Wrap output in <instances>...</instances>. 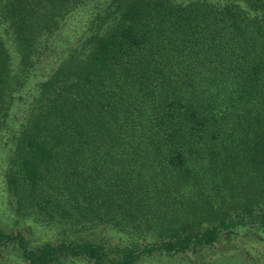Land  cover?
Masks as SVG:
<instances>
[{
	"label": "trees",
	"instance_id": "trees-1",
	"mask_svg": "<svg viewBox=\"0 0 264 264\" xmlns=\"http://www.w3.org/2000/svg\"><path fill=\"white\" fill-rule=\"evenodd\" d=\"M85 2L0 0L5 184L63 226L35 246L0 231V248L29 264H214L189 254L264 235V0H102L66 42ZM86 223L119 241L67 234Z\"/></svg>",
	"mask_w": 264,
	"mask_h": 264
},
{
	"label": "rangeland",
	"instance_id": "rangeland-1",
	"mask_svg": "<svg viewBox=\"0 0 264 264\" xmlns=\"http://www.w3.org/2000/svg\"><path fill=\"white\" fill-rule=\"evenodd\" d=\"M186 2L188 0H175ZM84 7L78 14L69 20L70 28L64 30L61 37L66 42H70L75 35L82 32L86 27L85 24L92 17L91 10L97 9L102 4V0H86ZM61 43H65L60 41ZM54 52L47 51L42 60L35 64L29 74L28 81L23 87L25 99L31 101L32 92L40 80L49 75L53 66L50 59L53 58ZM56 55V53H55ZM28 85L30 88H28ZM31 89V90H30ZM30 90V91H29ZM23 99V98H21ZM11 154L10 142L8 141V132L3 133L0 137V231H21L30 241L32 246L44 241L53 240L61 234L62 225L49 224L47 211L38 209H18L14 198L8 192L5 184V176L8 171V159ZM263 204H264V198ZM67 234L73 237H88L97 242H105L107 245L119 241V234L115 233L106 225H96L86 223L77 227L68 226ZM246 232V233H245ZM233 235L231 238L221 237L219 242L213 248H207L201 251L189 254L192 259L198 261H211L214 264H264V235H260L253 230ZM61 236V235H60ZM185 260L181 257H152L147 258L143 264H184ZM209 263V262H208ZM0 264H29L26 262L14 247L0 248ZM69 264H84L82 261H75Z\"/></svg>",
	"mask_w": 264,
	"mask_h": 264
}]
</instances>
